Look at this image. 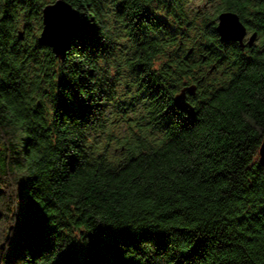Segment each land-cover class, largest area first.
<instances>
[{
  "label": "trees",
  "instance_id": "16d2710c",
  "mask_svg": "<svg viewBox=\"0 0 264 264\" xmlns=\"http://www.w3.org/2000/svg\"><path fill=\"white\" fill-rule=\"evenodd\" d=\"M54 1L0 0V264H264V0H65L61 58Z\"/></svg>",
  "mask_w": 264,
  "mask_h": 264
},
{
  "label": "water",
  "instance_id": "95a60500",
  "mask_svg": "<svg viewBox=\"0 0 264 264\" xmlns=\"http://www.w3.org/2000/svg\"><path fill=\"white\" fill-rule=\"evenodd\" d=\"M66 21H68L69 26L65 30L63 27ZM78 21V11L65 0H55L47 3L42 8V28L38 41L51 47L55 55L61 58L69 47L72 35L77 31ZM216 30L222 41H235L241 48L250 47L256 41V31L249 33L248 37H245L247 35L246 27L234 12H220L217 16ZM19 33L21 36V32ZM191 49L192 47L188 51L190 52ZM195 89L194 84L185 85L173 96V102L178 109L186 112L190 117H194L196 111L186 98L187 94L193 95ZM258 154L259 161L264 163V136L259 146Z\"/></svg>",
  "mask_w": 264,
  "mask_h": 264
},
{
  "label": "rangeland",
  "instance_id": "374dc122",
  "mask_svg": "<svg viewBox=\"0 0 264 264\" xmlns=\"http://www.w3.org/2000/svg\"><path fill=\"white\" fill-rule=\"evenodd\" d=\"M190 4H192V5H194V6L197 5V4L200 5V6H201L202 4L205 5L204 0H191ZM202 6H203V5H202ZM204 7L207 8L208 5H206V6H204ZM63 21H64V20H63ZM67 22H68V21H67ZM67 22H66V23H67ZM246 34H247V35H246L245 37H248L249 33L247 32ZM255 42H256V41H255Z\"/></svg>",
  "mask_w": 264,
  "mask_h": 264
},
{
  "label": "bare ground",
  "instance_id": "6f19581e",
  "mask_svg": "<svg viewBox=\"0 0 264 264\" xmlns=\"http://www.w3.org/2000/svg\"><path fill=\"white\" fill-rule=\"evenodd\" d=\"M62 21H63V20H62ZM59 22H61V21H59ZM66 22H67V21H66ZM57 24H59V23H57ZM62 24H63V23H62ZM62 24H61V25H62ZM68 26H69V23H65L63 29L66 30V29L68 28ZM60 28H61V27H60ZM57 30H58V28H57ZM58 31H59V30H58Z\"/></svg>",
  "mask_w": 264,
  "mask_h": 264
},
{
  "label": "flooded vegetation",
  "instance_id": "af4514ba",
  "mask_svg": "<svg viewBox=\"0 0 264 264\" xmlns=\"http://www.w3.org/2000/svg\"><path fill=\"white\" fill-rule=\"evenodd\" d=\"M188 96V95H187Z\"/></svg>",
  "mask_w": 264,
  "mask_h": 264
}]
</instances>
